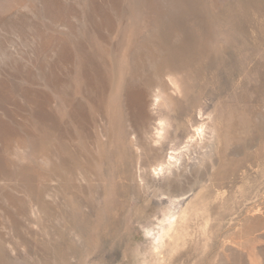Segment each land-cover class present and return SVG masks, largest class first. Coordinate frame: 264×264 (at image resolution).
Returning a JSON list of instances; mask_svg holds the SVG:
<instances>
[{"label": "rangeland", "instance_id": "374dc122", "mask_svg": "<svg viewBox=\"0 0 264 264\" xmlns=\"http://www.w3.org/2000/svg\"><path fill=\"white\" fill-rule=\"evenodd\" d=\"M0 264H264V0H0Z\"/></svg>", "mask_w": 264, "mask_h": 264}]
</instances>
